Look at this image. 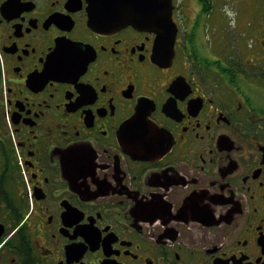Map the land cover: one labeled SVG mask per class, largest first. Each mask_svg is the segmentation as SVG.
Here are the masks:
<instances>
[{
    "label": "flooded vegetation",
    "instance_id": "1",
    "mask_svg": "<svg viewBox=\"0 0 264 264\" xmlns=\"http://www.w3.org/2000/svg\"><path fill=\"white\" fill-rule=\"evenodd\" d=\"M172 4L0 0V264H264V0Z\"/></svg>",
    "mask_w": 264,
    "mask_h": 264
},
{
    "label": "water",
    "instance_id": "2",
    "mask_svg": "<svg viewBox=\"0 0 264 264\" xmlns=\"http://www.w3.org/2000/svg\"><path fill=\"white\" fill-rule=\"evenodd\" d=\"M95 7L93 12L99 16V19L105 21H117L126 24L137 25L138 27H150V21H158L165 18L171 26V0H94ZM157 4V6H156ZM163 33L158 42V47L167 44L166 27H162ZM174 39L176 28L173 26ZM169 45V43H168ZM173 48V42L170 43V49Z\"/></svg>",
    "mask_w": 264,
    "mask_h": 264
},
{
    "label": "rangeland",
    "instance_id": "3",
    "mask_svg": "<svg viewBox=\"0 0 264 264\" xmlns=\"http://www.w3.org/2000/svg\"><path fill=\"white\" fill-rule=\"evenodd\" d=\"M229 2V3H228ZM233 2L234 0H221V6L223 9H231L233 10ZM235 15H228V17H226L223 21V26L221 28L222 32L219 31L221 33V43H222V47L224 46H228V49L230 50L229 54L227 55H233V41H237L239 39H241L242 42H245L244 40H246V36L245 33H240L238 30L237 32H235ZM206 30V28H205ZM211 31L210 29H207V31ZM206 31V32H207ZM205 32V33H206ZM235 32V35H233V33ZM238 43V42H236ZM225 51H222V55H225ZM235 54L237 55V53L235 52Z\"/></svg>",
    "mask_w": 264,
    "mask_h": 264
}]
</instances>
